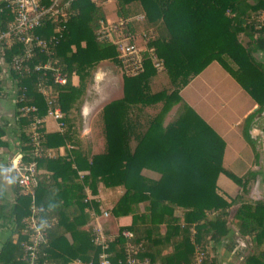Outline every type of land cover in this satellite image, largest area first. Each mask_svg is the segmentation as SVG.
<instances>
[{
    "label": "trees",
    "instance_id": "obj_1",
    "mask_svg": "<svg viewBox=\"0 0 264 264\" xmlns=\"http://www.w3.org/2000/svg\"><path fill=\"white\" fill-rule=\"evenodd\" d=\"M51 1L41 0L44 5ZM131 1L141 5L143 19L157 27L148 44L154 47L162 66L156 69L144 52L142 70L133 76L122 75L121 97L107 101L95 115L100 137L96 150L91 152L87 143L77 139L72 142L68 157L45 153L38 157L36 168L43 163L50 164L53 170L48 176L35 174L39 217L48 221L49 226L34 264H69L75 257L99 264L100 245L94 241L89 224L99 199L85 195V187L90 194L97 192L98 181L105 187L122 188L110 213L130 217L129 223L119 227L106 243L110 264H116L124 255L122 229L131 231L129 240L137 248L135 255L147 257L153 263L192 264L196 244L206 253L204 264H217V254L210 255L209 251L229 230L231 203L216 189V176L223 172L235 183L241 182V177L222 166L224 139L186 102L181 101L178 111L164 125L159 115L175 92L211 60H216L256 105L241 118L239 129L251 145L253 162H259L255 143L248 137V125L264 106V62L253 54L264 50V16L258 18L259 11L264 10V0H254L241 12L238 8L246 0H115L117 17H130ZM54 10L46 13L41 24L33 29L48 37L55 26H62L58 41L50 50L52 59L66 74V81H43L53 94L51 100L37 90L38 75L10 67L12 56L20 50L19 44L6 47L0 39L2 55L15 80L23 159L29 158L31 148L26 130L28 116L19 106L34 104L37 114L43 117L42 150L63 144L80 127L78 109L90 67L99 58L118 63L114 45L95 38L98 21L105 13L101 4L93 0H56ZM11 19L12 12L0 3V33ZM126 23L135 31L131 26L134 19ZM45 57L39 53L33 60ZM156 71H163L172 87L150 91V79ZM73 73L77 76L75 84L71 81ZM20 96L22 100L18 101ZM158 99L162 102L156 113L133 107ZM52 105H58L63 113L61 130H47L44 124L47 108ZM142 168L156 171L157 177L144 174ZM78 170L85 172L79 175ZM245 173L254 179L257 170L248 169ZM12 187L16 198L8 218L13 217L16 237L9 234L1 242L0 264H18L25 241L21 218L28 212L29 199L19 193L15 180ZM231 219L237 232L248 236L251 244L240 264H264V203L239 202ZM66 232L70 240L65 237Z\"/></svg>",
    "mask_w": 264,
    "mask_h": 264
},
{
    "label": "rangeland",
    "instance_id": "obj_2",
    "mask_svg": "<svg viewBox=\"0 0 264 264\" xmlns=\"http://www.w3.org/2000/svg\"><path fill=\"white\" fill-rule=\"evenodd\" d=\"M253 1L254 0H246L245 4H241L239 6V12L246 10L248 5ZM103 9L105 12L104 17H107L110 20L115 19L113 13L115 11V0H110V2H108V6ZM128 13L130 14L128 20L134 19V23H132L131 26H134L133 28H135V31H149L152 29L155 33H157V27L147 23L145 19H143V11L141 5L137 1H131ZM140 15L141 17H139ZM240 37L241 39H244L243 36ZM253 54L264 62V50L262 52L256 51ZM212 66L213 69L210 68L209 70H206V76L204 74V78H201V80L199 78V81H196V93L190 94V97L194 100L199 112L200 107H202V119L211 124L222 136L224 133L226 134L224 135L226 145L222 153L221 164L225 169L241 177V182L235 183L226 174L219 172L217 177L219 180L220 176H222V180L220 179L221 185L218 180L215 182L216 189H218L226 200H229V203H231L229 221L227 223L229 230L221 237L220 241L216 245L217 248L215 247L214 250L210 249L209 251L210 255H212V253L216 255L218 253L216 250L222 245V242L227 241V239L233 235L236 230L234 221L231 219L235 205L242 201H260L264 203V184H261L260 182L262 177L261 141L256 139L254 142L259 153V162L256 164L252 160V149L250 143H248V141L241 135L239 123L231 128L234 120L236 119L237 121H240L246 112L253 106V101L236 82V80L218 62H214ZM114 76L119 83L122 82V73L120 72L118 63H114L113 60L109 58H99L90 67L89 74L85 79L83 92V101H86L90 109H101L104 105L103 103L105 99L107 98H109L110 101L121 97L120 90L122 89V83H120V85H116ZM112 77L114 85L104 87L103 84H105L107 78L110 79ZM150 80V91L161 88L166 89L167 85H169L168 88L172 87L163 71H156L155 74L151 76ZM200 82L205 85L200 87ZM120 87L121 89L119 90ZM200 89L202 90V96H200ZM173 96L174 97H171V99L167 101V107L159 113L161 121H167L171 112L176 113V111H178L181 101L185 102L179 95V92H175V95ZM6 98L13 103V91H11ZM161 102L162 100L158 99L155 100V102L146 103V105L148 106V104H151V113H156L159 110ZM263 114L264 106L262 112L254 118ZM85 117H88V114ZM95 121L96 116L93 117L91 125H89L90 130L83 132L80 139L83 144L87 143L92 151L97 149L100 141V137L97 135L98 133H96L99 130V126L95 127ZM131 144H133L132 141ZM248 169L257 170V174L254 179L248 178L245 173ZM2 171L6 172V169L3 168ZM96 187L99 188L100 191H98V193H100V195L96 192L95 194H91L93 196H89L99 197V207L97 206L96 214L99 215L101 209H106L108 214L106 216H98L99 218H95L93 222L95 224L99 222L102 227L111 230V233H116L118 226L122 225V223L118 222L116 217L111 215L110 207L117 194L121 192L122 188L119 185L105 187L102 185L101 181L96 183ZM7 190H10L9 186ZM139 205L142 207V202L139 203ZM178 212L179 210H176V213ZM7 233L5 232L4 234ZM242 238L243 244L241 246V250L238 254H233L230 259L228 258V264H240L243 257L250 251L249 248L251 244L249 237L243 236Z\"/></svg>",
    "mask_w": 264,
    "mask_h": 264
},
{
    "label": "built area",
    "instance_id": "obj_3",
    "mask_svg": "<svg viewBox=\"0 0 264 264\" xmlns=\"http://www.w3.org/2000/svg\"><path fill=\"white\" fill-rule=\"evenodd\" d=\"M0 3H4L12 12V19L6 29L0 33V39L3 40L6 47L16 43L20 46L19 52L13 55L10 60V67L13 70L31 71L38 75L37 90L47 95L48 100H51L53 94L48 92L43 81L46 78L53 83H64L66 81V74L61 70L57 60L52 59V50H50V47L57 43L62 26H55L48 37L36 34L33 29L41 24V18L46 13L54 10L56 0H52L48 5H44L41 0H0ZM263 16L264 10H260L258 13L259 20ZM127 21H129L128 18L120 17L110 21L105 18L99 19L95 38L111 42L114 45L122 75L133 76L142 70L144 52L147 53L152 65L156 69H160L162 63L157 58L154 47L148 44L154 38L155 31L152 29L149 31L130 30ZM39 53L45 54L46 57L41 61L33 60ZM17 100L21 101L22 96L18 97ZM19 109L28 116L26 130L31 150L28 159H23L22 154L18 153L9 162V168L14 173V180L19 193L26 195L29 199L28 212L21 218L25 241L22 243L23 249L18 264H34L41 244L46 240L49 226L48 221L40 219V207L35 200L36 162L43 153L50 155V151L48 149L44 151L41 148L40 125L43 117L37 114L36 106L34 104H22ZM46 115L55 121L59 130L62 129L61 118L63 113L58 105L49 106ZM121 234L125 238L124 255L121 259H117L116 264H156L147 257L140 258L135 255L137 248L129 240L131 231L122 229ZM94 240L100 245L99 264H110L109 253L105 250L107 242L103 241L102 237L99 239L94 238ZM205 259V251L194 244L192 264H204Z\"/></svg>",
    "mask_w": 264,
    "mask_h": 264
},
{
    "label": "crops",
    "instance_id": "obj_4",
    "mask_svg": "<svg viewBox=\"0 0 264 264\" xmlns=\"http://www.w3.org/2000/svg\"><path fill=\"white\" fill-rule=\"evenodd\" d=\"M96 3L101 4L103 8L108 6V2L110 0H93ZM114 13V18H119ZM105 19H108L107 17H104ZM110 20V19H108ZM2 48L3 46L0 45V128L2 129V134L0 135V244L4 240V238L11 234L12 237H16V231H13L14 228V220L13 217L8 218L9 212L11 211V205L15 201L16 194L15 190H13L12 187V181H14V173L9 168V162L18 154L21 153V140L18 136L19 130H20V124L18 119L16 118V104H15V93H16V87H15V80L13 79V75L11 71L8 68L7 62L4 60V57L2 55ZM214 62H217L216 60L209 61L201 70L200 72L196 73L195 75L191 76L187 83L184 84L182 87L179 88L178 92L179 95L182 97V99L197 113L203 118L202 114V107H200V112L198 110V107L196 106L194 100L190 97V94L196 93V81H199V78H204V74L206 76V70H209L210 68L213 69L212 64ZM215 66V65H214ZM116 85L119 83V81L116 80V77L114 76ZM71 81L73 84L77 82V76L76 74L71 75ZM155 81V80H154ZM153 81V82H154ZM113 77L105 81L104 87L112 86L114 85ZM205 84H201L200 87L204 86ZM151 86V85H150ZM213 87V86H212ZM121 87L119 88V90ZM211 89V87H210ZM13 91L14 94V102L12 103L9 101L6 97L9 95V93ZM201 89H200V96L201 95ZM120 94L122 95V89L120 90ZM120 95V96H121ZM205 96V95H204ZM84 98V97H83ZM107 101H109V98L105 99V104ZM254 106V103H253ZM252 106V107H253ZM133 107H139L142 112H146L151 114V104L148 106L146 104H139L136 103L133 105ZM251 107V108H252ZM250 108V107H248ZM246 108V109H248ZM250 108V109H251ZM249 109V110H250ZM71 111H75L74 107H71ZM100 109H90V107L87 105L86 101L83 99L81 100L78 114L80 117V127L78 126V132L72 133L71 136H69L68 140L64 142L63 144H58L57 146L49 145L48 150L50 151V155H59V156H65L68 157L70 155V151L72 148V142L76 141L77 139H81L82 133L87 132V130H90L89 125H91V121L95 114ZM249 110L247 112H249ZM92 111V113H91ZM96 111V112H95ZM246 112V113H247ZM173 112L170 113L167 121H161V124L164 125L167 122H169L171 115ZM88 114V117H85ZM245 114V113H244ZM242 114V115H244ZM44 124L46 126L47 130H53L57 128L56 123L54 120H52L50 117L45 116L44 118ZM204 120V119H203ZM205 121V120H204ZM83 122V123H82ZM207 122V121H206ZM208 123V122H207ZM239 121L236 119L234 120L232 127L237 125ZM209 124V123H208ZM83 125V126H82ZM211 125V124H209ZM212 126V125H211ZM213 127V126H212ZM214 128V127H213ZM215 129V128H214ZM216 130V129H215ZM216 132L224 139V147H225V133L223 136L216 130ZM94 151V150H93ZM224 151V149H223ZM92 152V150H91ZM73 165V164H71ZM3 168L6 169V172H3ZM53 167H50V164L44 165L43 163H40L37 165V173L40 175H46L48 176L50 172H52ZM60 170V169H59ZM143 173L148 174L150 177H157L158 173L150 168H142ZM84 170H78V174L81 175L84 173ZM219 174H217L218 176ZM216 176V180H218V177ZM60 178V177H59ZM6 179V182H5ZM222 176L219 178V184L221 185ZM215 180V182H216ZM6 183V184H5ZM14 184V183H13ZM262 184V183H261ZM8 186L10 187V190L8 189ZM99 188L97 189L98 193ZM100 195V193H98ZM85 195L87 198L89 196H92L88 190V188L85 187ZM98 195V196H99ZM99 198V197H98ZM97 212V211H96ZM96 212H93V215L89 221V224L92 225L93 231H94V238L99 239L100 237L103 238V241L107 242L111 240L116 233H111L109 229L102 227L99 222L96 224L93 222L95 218H99L98 216H106L108 214V211L106 209H101L99 215L96 214ZM112 215V214H111ZM117 221L122 223V225H119V227L127 225L130 221V217L128 215H122V216H115ZM124 220V221H122ZM118 231V230H117ZM7 234H4V233ZM65 237L70 240L68 232L65 233ZM243 236L240 235L237 230H235L234 234L231 235L227 241L222 242V245L216 250L220 255L221 263L224 264V262H228V258L230 259L233 254H238L241 250V246L243 244ZM95 241V240H94ZM97 242V241H95ZM218 243H216L217 245ZM217 248V246H216ZM218 253H217V264H218ZM69 264H89V261H83L81 258L75 257L71 258L68 261Z\"/></svg>",
    "mask_w": 264,
    "mask_h": 264
},
{
    "label": "water",
    "instance_id": "obj_5",
    "mask_svg": "<svg viewBox=\"0 0 264 264\" xmlns=\"http://www.w3.org/2000/svg\"><path fill=\"white\" fill-rule=\"evenodd\" d=\"M256 105H254L249 111H252ZM264 121V114L260 115L257 118H252L248 125V137L250 140L255 142L256 139H259L262 144V177L260 182L264 184V133L262 131V124ZM220 254L218 253V264H223L221 263L220 259ZM229 262V261H228ZM228 262H224V264H228Z\"/></svg>",
    "mask_w": 264,
    "mask_h": 264
}]
</instances>
